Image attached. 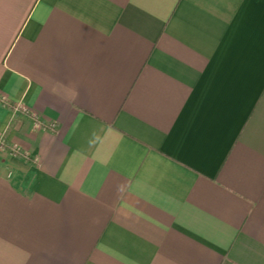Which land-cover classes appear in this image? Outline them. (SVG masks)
<instances>
[{
    "label": "crops",
    "instance_id": "1",
    "mask_svg": "<svg viewBox=\"0 0 264 264\" xmlns=\"http://www.w3.org/2000/svg\"><path fill=\"white\" fill-rule=\"evenodd\" d=\"M0 97V264H264V0H0Z\"/></svg>",
    "mask_w": 264,
    "mask_h": 264
},
{
    "label": "built area",
    "instance_id": "2",
    "mask_svg": "<svg viewBox=\"0 0 264 264\" xmlns=\"http://www.w3.org/2000/svg\"><path fill=\"white\" fill-rule=\"evenodd\" d=\"M0 102L5 103L6 101H5L4 98H1V97H0ZM23 110L26 112V109H23ZM35 123H36V127H37V128H42V124H41V122H40L37 118H36ZM0 145H2L1 140H0ZM12 153H14V154L19 153V149L16 148V147H14V148L12 149Z\"/></svg>",
    "mask_w": 264,
    "mask_h": 264
}]
</instances>
